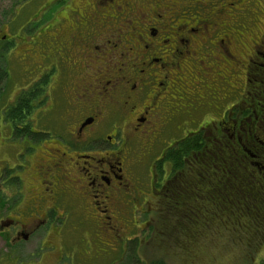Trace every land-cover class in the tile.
<instances>
[{
    "label": "flooded vegetation",
    "instance_id": "1",
    "mask_svg": "<svg viewBox=\"0 0 264 264\" xmlns=\"http://www.w3.org/2000/svg\"><path fill=\"white\" fill-rule=\"evenodd\" d=\"M43 5L18 25L11 14L9 35L0 28V57L6 58L8 44L9 72L0 70L10 85L9 102L0 107L8 128L0 147L9 145V162L11 156L18 161L15 174L0 171V178L6 175L0 184V261L23 253L31 239H37V251L58 247L61 256L65 240L77 242L72 232L63 235L66 208L79 223L94 221L90 236L99 227L117 230L115 221L138 223L137 212L156 210L152 198L174 195L175 185L167 184L172 166L164 157L190 138L240 150L264 180V19L244 63L233 65L243 77L231 87L229 67L223 84L209 60L234 57V12L218 23L222 7L211 3L208 9L200 0H65L50 14V2ZM185 60L194 67L206 62L199 79L184 78ZM212 83L221 86L215 105L205 101L202 86ZM14 109L19 116H7ZM168 127L181 137H164ZM132 145L141 150L135 159ZM144 156L145 181L131 171ZM144 216L140 222L153 223ZM104 257L100 250L97 258Z\"/></svg>",
    "mask_w": 264,
    "mask_h": 264
},
{
    "label": "rangeland",
    "instance_id": "2",
    "mask_svg": "<svg viewBox=\"0 0 264 264\" xmlns=\"http://www.w3.org/2000/svg\"><path fill=\"white\" fill-rule=\"evenodd\" d=\"M200 1L207 4L208 9L211 3L217 6V8L222 7L224 14L220 19L216 20L218 23L228 20L226 15L233 12L235 13L233 18L235 23L231 24L236 31V38L232 33L231 42L229 44L230 53L235 58L228 55L220 56L216 54L217 56H213L209 60L210 70L217 78V81L224 84V81L221 78L225 77V75L229 72V75L231 76L229 77V84L231 87H235L243 75L240 67H238L239 69L237 71L234 66L236 65L237 67V64L239 66L240 63H244L246 54L250 51L251 44H253V42L257 39L259 34L258 30H261L263 27L264 0H241L239 2L237 0ZM24 2L27 3L23 6ZM49 2L50 6L47 10V14L54 11L57 4H61V6H63L65 0H0V28L9 35V18L11 14H14L13 23L18 25L33 18V16L38 13V7L40 4L44 3L43 6H46ZM230 3L233 5H230ZM65 24H67V21L64 20V25ZM247 28H250L251 31L246 32ZM19 45L20 44L17 43L15 49ZM8 48V44L3 47V50L5 51L2 52L5 54L6 58L0 57V66L6 67V71L9 72ZM199 57L202 56L199 55ZM209 57L210 56H208L207 59ZM205 64L206 62L203 63L201 61L194 67L191 62L188 63V60H185L182 65V69L185 66L186 70L185 72L183 70L181 72H183L184 78L185 75L188 76L189 74H194V76L199 79L202 71L201 66ZM228 67L229 70L226 72V68ZM197 71L198 77L197 74H195ZM3 85L4 88L2 91L3 94L0 98V107L4 106L7 101L9 102V75L7 81L5 80ZM202 86L207 93L205 101H210L211 104L215 105V103L218 102L217 97L219 96L221 86L217 83H212L210 86L202 84ZM56 130L57 128H55V132ZM170 130V127L164 129L162 135L164 137L168 136L174 140L181 137V134L178 133L174 127L172 131ZM7 135L8 128L2 126V122L0 121L1 143H6L3 142V139L4 137H7ZM7 142H9V139ZM157 143L158 142L152 144V152L157 150L158 145H155ZM2 145L3 147H0V171H6V175L9 177V173L15 174L11 168L13 165L17 166L16 164L18 161H16V158L11 156L10 164L9 145ZM132 148L134 150L132 157L135 159L136 156L140 155L141 150L136 149L135 145H132ZM31 162L34 163L33 160ZM147 164L148 161L146 156L142 157L139 162L133 161L131 171L135 178L140 180L142 179L144 181L147 179ZM15 168L18 170L16 172L21 175L25 172V170L22 172V169L19 171L18 167ZM6 175L3 172L2 177L0 178V184L3 186L6 181L2 180L6 178ZM152 202V207L157 205L156 210H149L146 208L143 214L137 212L138 223L133 225L128 223L124 224L123 221H115L113 222V227L117 228V230H107L105 227H99L94 229L95 233L91 236L90 234L93 227L91 224H95L94 221L92 220L87 223H79L73 216V214L76 213L72 214L70 211L71 209L66 208V215L68 218L62 226L63 235L64 237L70 236L69 233L72 232V234H74H71V237L76 236L77 242L72 243L65 240L67 246L64 247L61 256L57 258L59 254L58 247L56 249L49 248L46 250L42 248L40 251H37V239H31L26 243L25 249L22 251L23 253L16 256L12 255L3 261H0V264H148L151 259L158 256L165 257V260L169 264H261L263 262L264 233L262 234V230H258L257 227H255V229L250 227L247 233L245 228L242 229L240 226L230 228L229 223L210 222L205 226H201V233L199 236L194 239L192 238V240L189 239L187 246H184L181 249V247L175 243V241L182 242L180 231L176 230L179 235L174 237L173 234L170 236L168 228L171 226V223L167 224L159 222L157 217V215L162 216L163 218L166 217L163 213L165 212L168 202L164 198L158 200L156 198H152ZM146 206L149 207V203H147L145 207ZM125 214L126 216L131 217V214L129 215L126 212ZM144 215H150V218H153V222L157 219V223L154 222L152 224H144L140 222L141 218L144 219ZM164 220L167 221L166 219ZM172 221L173 220H171V222ZM155 224L158 227L161 226L160 228L162 229V232L156 233L154 230L150 232V227ZM71 227L73 228L72 230H70ZM148 232H150V235H147ZM82 233H86L88 237L79 241L78 238L82 236ZM114 234H119V238ZM38 236L39 235H37V237ZM178 236L180 239L177 238ZM117 238L118 240H116ZM49 242L61 246L64 244L63 240H57V238H50ZM106 244H110L109 247L106 246ZM185 247H187V250ZM100 250H103V253H105V257L103 259L97 258ZM130 251H132L131 254ZM41 253L42 257L40 259L39 257ZM128 254H130V258L134 255L137 259L133 258L132 262H130Z\"/></svg>",
    "mask_w": 264,
    "mask_h": 264
},
{
    "label": "trees",
    "instance_id": "3",
    "mask_svg": "<svg viewBox=\"0 0 264 264\" xmlns=\"http://www.w3.org/2000/svg\"><path fill=\"white\" fill-rule=\"evenodd\" d=\"M5 75V72L0 70V98L3 94ZM19 114L20 112L14 109L9 111L7 116L14 117ZM229 148L203 141L201 138H190L186 144L177 142V148L171 154L169 149L164 157L172 166V176L167 184L175 185V192L173 196L165 199L168 204L163 215L166 217L157 216L159 222L171 223L168 228L170 236L174 234L175 237L179 235L176 230L180 231L182 242L175 243L181 249L187 246L189 239L199 236L201 226L210 222L229 223L230 228L240 226L245 228L247 233L250 227H257L264 233V180L252 170L245 154L240 150L235 154ZM233 186H236L237 191ZM160 227L155 224L150 227V232H162ZM150 232L147 235H150ZM177 238L180 239L179 236ZM185 249L187 250V247ZM133 258L136 256L132 255L129 261L132 262ZM262 261L261 264H264V260ZM148 264L169 263L165 257L158 256Z\"/></svg>",
    "mask_w": 264,
    "mask_h": 264
}]
</instances>
